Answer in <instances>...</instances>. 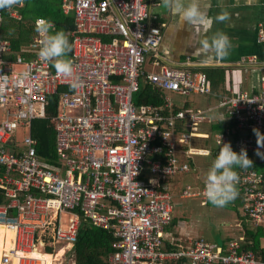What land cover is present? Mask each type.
Wrapping results in <instances>:
<instances>
[{
  "label": "built area",
  "instance_id": "obj_1",
  "mask_svg": "<svg viewBox=\"0 0 264 264\" xmlns=\"http://www.w3.org/2000/svg\"><path fill=\"white\" fill-rule=\"evenodd\" d=\"M61 2L64 12L73 11L75 18L70 59L85 84L79 91L39 58L40 33L31 43L37 50L31 59L22 55L7 59L11 42L0 38V75L8 78L0 99L5 111L0 119V187L7 198L0 204V226L13 232L1 261L8 263L10 257L38 244H72L82 220L88 219L113 233L111 264H164L186 258L199 264H264L255 251L243 249L236 240L225 248L213 247L203 238L190 246L165 248L174 204L162 179L188 170L177 156V146L197 134L204 115L178 110L166 116L135 96L142 92L143 82L180 95L208 94L212 91L207 74L162 63L157 53L162 31L149 21L148 0ZM44 21L38 18L37 24ZM260 39L264 41L263 30ZM150 55L151 63L160 68L156 72L146 69ZM25 71L28 79L16 86L15 79ZM61 86L66 89L59 93L51 119L63 167L41 159L31 133L32 121L48 116L47 100ZM172 103L166 99L167 106ZM218 106L236 122V132L247 131L235 135L227 128L216 134L219 150L230 143L237 153L243 148L248 157L264 164V76L260 92L222 95ZM179 120L190 132L178 134ZM20 125L28 128L22 141L16 136ZM187 152L210 150L194 147ZM160 155L167 160L155 158ZM147 168L159 179L145 178ZM237 185L246 198L245 215L255 225L264 224V170L245 169ZM194 194L189 187L183 191L184 196ZM64 211L71 214L66 224Z\"/></svg>",
  "mask_w": 264,
  "mask_h": 264
},
{
  "label": "crops",
  "instance_id": "obj_2",
  "mask_svg": "<svg viewBox=\"0 0 264 264\" xmlns=\"http://www.w3.org/2000/svg\"><path fill=\"white\" fill-rule=\"evenodd\" d=\"M147 4H149L150 23L159 26L162 31L161 42L157 48V53L159 54L162 63L167 66H178L194 71L205 72L210 81L212 92L208 94L191 93L185 96L186 98L184 100L175 101L168 95L169 90H165L163 103L155 105L153 102L147 101L145 97L148 87L150 85L154 86V84L143 82L142 92L135 97H137L140 103L143 102L144 104L150 105L153 108H159L160 111L166 116L172 115L178 110H185L187 113L197 111H201L203 113L204 119L199 121L197 125V134L193 135L187 141L182 142L177 146V156L183 164L185 163L188 165V170H181L175 175L179 173H195L197 176L196 180L188 181L185 185L180 187L177 193L181 198H195L192 203L196 204L197 206L200 204L202 206L213 207L214 205L208 202L203 196L205 185L204 179L201 178L200 170L207 171L206 169L211 167L213 160L219 152L216 134L225 131L227 128H230L233 133L235 132V128L232 129V127L227 126L221 131L211 133L213 124H216L223 119V121L231 120L226 110L218 106V98L222 95H235L242 90L256 93L260 92L261 88L263 87L264 41L260 39V30L264 31V0H201L202 8L207 11V16L213 21L211 27L207 30L199 24L193 25L190 23H185L178 15L173 14L162 7H158L160 0H148ZM222 10H226L230 13V19L225 22H218L215 20V17ZM10 11L12 16L17 18L20 17L18 11L14 9H11ZM64 13L74 16L73 11ZM38 18L45 19L44 17ZM38 18L36 19L37 28L39 27L37 24ZM217 31H223L226 33L232 43L230 55L224 59L211 56L210 54L204 52L201 48V41L204 39H209L212 34L216 33ZM30 47L32 48L31 44ZM24 57L27 59L34 58H28L26 56ZM251 57H254L255 60L250 61L249 59ZM149 59L150 62L147 63V71H158L160 68L151 63V55ZM166 99H169L173 102L171 106L166 105ZM183 122L184 120H179L177 122L176 130L178 131L179 135L188 133L191 130V128L189 126H185ZM237 133L239 135H245L247 131L242 130ZM194 147L199 149H209L210 152L189 154L187 150ZM155 158L164 162L167 160L164 155L155 156ZM249 158L256 159L262 163L255 156L250 155ZM53 165L63 167L60 160L58 164ZM61 174H65L64 169H62ZM149 174L150 171L149 168H147L145 172V178H149ZM165 179L166 178L162 179L163 184H165L164 188H166V190L171 194L174 204L171 221L166 227L165 231V248L190 246L196 239L201 238H203L213 247L225 248L230 242L234 240L239 241L240 245L243 247V245L247 243L246 237L248 236V232L250 230H256L260 225L264 226V224L255 225L252 220L245 215L243 209L242 214L238 213L236 216L230 217V220L227 222H223L225 226L224 231L220 229L217 230L215 228V230L213 229L212 237L215 240L213 239L211 243L210 239H208L201 231V227L204 226H201L199 223H196L195 220H192L191 216L189 217L187 212H181V214L175 213L173 192L169 188V185L166 184ZM188 187L196 194L184 196L183 191ZM1 190L3 191V189ZM243 207L244 205L242 208ZM67 219H65L62 215L63 224H66ZM84 220L89 221L88 219H83L82 222ZM205 225H207L206 227L210 228L209 224ZM211 226L213 225L211 224ZM3 240L5 241V237H3ZM61 243L62 242H51V244L43 243L38 245L44 249L47 247H52L53 250L56 251L51 252L50 254H55L64 246L67 245V249H69L73 244L66 243V245H64ZM57 245H59V247H57ZM261 245L264 247V236L261 238ZM44 253L49 252L44 250ZM11 258L12 257H10V260L7 264L11 262ZM109 263L111 264L110 260ZM52 264H54V262ZM164 264L199 263L186 258L180 260H166Z\"/></svg>",
  "mask_w": 264,
  "mask_h": 264
},
{
  "label": "trees",
  "instance_id": "obj_3",
  "mask_svg": "<svg viewBox=\"0 0 264 264\" xmlns=\"http://www.w3.org/2000/svg\"><path fill=\"white\" fill-rule=\"evenodd\" d=\"M61 0H25L24 7H13L18 11L20 17H14L11 9L3 10V18L0 25V38L11 42V53L5 56L7 59H16L18 54L28 58L35 57L37 51L30 47L34 38L39 35L36 25L38 17H44L46 21L55 24L56 30H63L72 43L71 32L75 28V18L71 14H66L61 8ZM71 52L68 54V58ZM65 89L61 86L58 93L52 94L47 100V117L36 118L32 121V135L37 139V152L41 159L47 163L58 164L59 156L57 153V140L52 116L57 111L59 93ZM165 89L156 85L149 86L146 91V99L155 105L163 103ZM162 105V104H161ZM179 109V108H176ZM235 128L236 122L220 121L213 124L211 133L221 131L225 127ZM235 135L238 133L235 131ZM253 165L250 168L264 170V164L256 159L250 158ZM245 169L237 168L239 175ZM237 198L226 207L238 209L245 204L246 198L239 185ZM6 197L0 189V203L6 202ZM264 236V226L260 225L256 230H250L246 237L247 243L243 245L244 249H251L264 260V247L261 245V238ZM113 234L108 229L94 225L84 220L79 228L78 236L72 246L64 253V264H110L109 255L113 252L112 242ZM59 247V245H57ZM46 252H55L52 247H47Z\"/></svg>",
  "mask_w": 264,
  "mask_h": 264
},
{
  "label": "clouds",
  "instance_id": "obj_4",
  "mask_svg": "<svg viewBox=\"0 0 264 264\" xmlns=\"http://www.w3.org/2000/svg\"><path fill=\"white\" fill-rule=\"evenodd\" d=\"M17 6L24 7L25 0H0V11ZM158 7L178 15L185 23L199 24L206 30L211 27L213 22L207 16V11L202 8L201 0H160ZM229 19L230 13L226 10H222L215 17L218 22H225ZM0 22H2V18H0ZM37 30L41 34L39 58L44 62L51 63L57 74L69 81L72 90L79 91L85 87L84 82L75 75L72 59L68 58V54L72 50L68 35L63 30H56L55 24L51 21L42 22ZM201 48L211 56L224 59L230 55L232 43L226 33L217 31L209 39L201 41ZM28 75L27 71L18 75L14 81L16 86L23 85L28 79ZM7 82V76L0 75V99L3 97ZM258 143H260L259 138ZM252 165L253 161L248 157L245 149L242 148L237 153L230 143H223L204 179L203 196L216 207L227 206L238 196L239 173L236 169H248Z\"/></svg>",
  "mask_w": 264,
  "mask_h": 264
},
{
  "label": "rangeland",
  "instance_id": "obj_5",
  "mask_svg": "<svg viewBox=\"0 0 264 264\" xmlns=\"http://www.w3.org/2000/svg\"><path fill=\"white\" fill-rule=\"evenodd\" d=\"M168 92H169L168 95L175 101L184 100L186 98L185 96H187V95H180L177 92H172V91H168ZM4 114H5V111L3 109H0V119L4 118ZM27 133H28V128L26 126L20 125L16 129V136L20 141L23 140L24 136ZM206 170L207 171L200 170V175H201V178L203 179H205L209 169H206ZM148 176L150 178L157 177L159 179L158 176L153 175L151 173ZM196 177L197 176L193 172H191V174L179 173L173 177H166L165 180H166V184L169 185V188L173 192L174 203H175V213L181 214V212L183 213L187 212L189 214L188 216L189 217L191 216L192 220H195L196 223H199L201 226H204V227H201L202 228L201 231L208 239H210L212 243V240L214 239L212 237L213 229L215 228L217 230L220 229L224 231L225 226L223 222H227L228 220H230V217L236 216L238 213L242 214L243 208L239 207L238 209H233V208L216 207V206L207 207V206H202L200 204H198L197 206L196 204L192 203V201L195 200V198H181L179 194L177 193V191L180 189L181 186L185 185L188 181L196 180ZM62 215L65 219H67L71 214L69 212H63ZM205 224H209L210 228L206 227L207 225ZM211 224L213 226H211ZM61 244L66 245L65 242H62ZM67 248H68L67 245L63 247L64 250H67ZM36 249L40 252H44L45 250L39 245L37 246ZM64 260H65V256L63 254L62 256L59 257L58 260H53V261H54V264H64ZM2 263L7 264V262H2Z\"/></svg>",
  "mask_w": 264,
  "mask_h": 264
},
{
  "label": "bare ground",
  "instance_id": "obj_6",
  "mask_svg": "<svg viewBox=\"0 0 264 264\" xmlns=\"http://www.w3.org/2000/svg\"><path fill=\"white\" fill-rule=\"evenodd\" d=\"M13 236L11 230H7L5 227L0 226V264H3L1 261L2 251L9 249L10 239ZM5 237V241H3ZM64 249H59L55 254L44 253L38 251L36 248L31 250L28 253H18L11 258L9 264H52L53 260H58L60 256L63 255Z\"/></svg>",
  "mask_w": 264,
  "mask_h": 264
}]
</instances>
